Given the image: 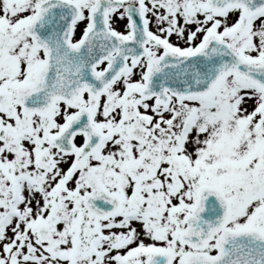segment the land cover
Returning <instances> with one entry per match:
<instances>
[{"label": "snow or ice", "instance_id": "obj_1", "mask_svg": "<svg viewBox=\"0 0 264 264\" xmlns=\"http://www.w3.org/2000/svg\"><path fill=\"white\" fill-rule=\"evenodd\" d=\"M0 264H264V0H0Z\"/></svg>", "mask_w": 264, "mask_h": 264}]
</instances>
